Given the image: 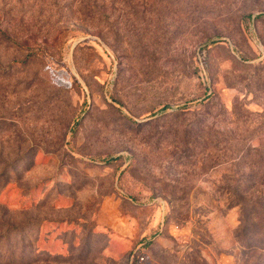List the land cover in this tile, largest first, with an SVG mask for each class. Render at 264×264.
<instances>
[{"label": "rangeland", "instance_id": "rangeland-1", "mask_svg": "<svg viewBox=\"0 0 264 264\" xmlns=\"http://www.w3.org/2000/svg\"><path fill=\"white\" fill-rule=\"evenodd\" d=\"M261 15L0 0V264H264Z\"/></svg>", "mask_w": 264, "mask_h": 264}, {"label": "trees", "instance_id": "trees-1", "mask_svg": "<svg viewBox=\"0 0 264 264\" xmlns=\"http://www.w3.org/2000/svg\"><path fill=\"white\" fill-rule=\"evenodd\" d=\"M264 16L261 15L258 18H263ZM3 37L13 43L16 44L18 47H22L28 50H31L30 53H32L30 56H35L36 54H33L34 52H36V50L33 51V49L31 47H24L22 45L17 44L14 40H12L11 38H9L8 36H6L5 34H3ZM42 50V49H38ZM118 159H115L113 162L118 161ZM237 206L240 207V212H241V221L243 222V224H248L250 221H254V222H258V225L255 227L256 228V232L263 230L264 231V203H262V200L260 199H256L253 201H251L250 205L247 204H243L241 203V199H238L237 201ZM261 233V232H260ZM263 234V233H262Z\"/></svg>", "mask_w": 264, "mask_h": 264}]
</instances>
